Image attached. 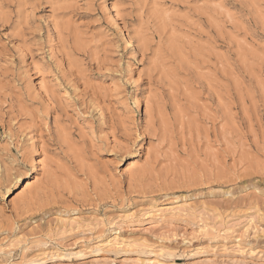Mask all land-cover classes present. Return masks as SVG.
I'll return each instance as SVG.
<instances>
[{
  "label": "rangeland",
  "instance_id": "rangeland-1",
  "mask_svg": "<svg viewBox=\"0 0 264 264\" xmlns=\"http://www.w3.org/2000/svg\"><path fill=\"white\" fill-rule=\"evenodd\" d=\"M0 264H264V0H0Z\"/></svg>",
  "mask_w": 264,
  "mask_h": 264
},
{
  "label": "bare ground",
  "instance_id": "bare-ground-1",
  "mask_svg": "<svg viewBox=\"0 0 264 264\" xmlns=\"http://www.w3.org/2000/svg\"><path fill=\"white\" fill-rule=\"evenodd\" d=\"M38 89H40V86H38ZM144 114L147 112V109L145 108L144 109ZM147 114V113H146ZM41 163H42V161L40 160V159H36V164H37V166H39L40 167V165H41ZM36 170H38V168L36 169ZM31 177V176H30ZM33 178H34V176H33ZM35 178H36V176H35ZM32 183V181H30V180H26V181H24L23 182V188H27L30 184ZM7 189V188H6ZM8 190V189H7ZM182 202V201H181ZM188 209H190V208H188L187 206H185V205H183V204H178V205H175V206H173V205H161L159 208H157V209H155L154 211H156L157 213H158V215H160V216H164L165 214H168V215H175V214H179V213H185V211H187ZM147 213H151L150 211H148ZM146 213V214H147ZM193 213V212H192ZM154 215V214H153ZM155 216V215H154ZM73 220V219H72ZM229 221L227 220V221H224L223 220V225L221 226V227H216V226H204L205 228H204V230H205V232L206 233H208V232H212V233H215V236H217V237H221V238H223V239H226L227 238V236H228V234L230 233V232H232L231 231V227H232V223L231 224H229L228 223ZM213 237V236H212ZM113 240V239H112ZM111 240V241H112Z\"/></svg>",
  "mask_w": 264,
  "mask_h": 264
},
{
  "label": "snow or ice",
  "instance_id": "snow-or-ice-1",
  "mask_svg": "<svg viewBox=\"0 0 264 264\" xmlns=\"http://www.w3.org/2000/svg\"><path fill=\"white\" fill-rule=\"evenodd\" d=\"M10 190V189H9Z\"/></svg>",
  "mask_w": 264,
  "mask_h": 264
}]
</instances>
